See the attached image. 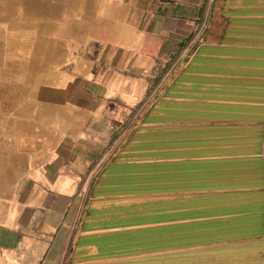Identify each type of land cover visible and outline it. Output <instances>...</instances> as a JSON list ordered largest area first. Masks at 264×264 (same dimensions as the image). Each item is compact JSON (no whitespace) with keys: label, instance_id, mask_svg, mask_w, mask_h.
<instances>
[{"label":"crops","instance_id":"1","mask_svg":"<svg viewBox=\"0 0 264 264\" xmlns=\"http://www.w3.org/2000/svg\"><path fill=\"white\" fill-rule=\"evenodd\" d=\"M0 264H264V0H0Z\"/></svg>","mask_w":264,"mask_h":264}]
</instances>
